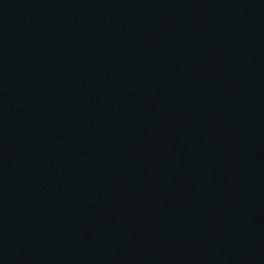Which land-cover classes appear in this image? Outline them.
<instances>
[{"label":"water","instance_id":"1","mask_svg":"<svg viewBox=\"0 0 264 264\" xmlns=\"http://www.w3.org/2000/svg\"><path fill=\"white\" fill-rule=\"evenodd\" d=\"M0 264H264V0H0Z\"/></svg>","mask_w":264,"mask_h":264}]
</instances>
